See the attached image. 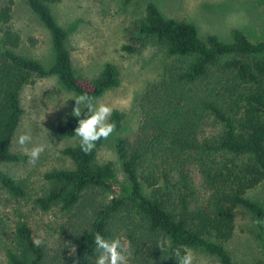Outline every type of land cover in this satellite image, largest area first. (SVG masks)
<instances>
[{
	"label": "trees",
	"instance_id": "1",
	"mask_svg": "<svg viewBox=\"0 0 264 264\" xmlns=\"http://www.w3.org/2000/svg\"><path fill=\"white\" fill-rule=\"evenodd\" d=\"M25 1L50 32L55 60L47 69L17 52L22 38L10 26L13 0L0 9V166L19 159L11 144L23 115L21 91L35 77L57 76L65 89L95 102L119 85L112 63L94 79L77 75L68 33L50 8L60 0ZM127 34L132 44L122 50L129 53L151 42L170 56L193 60L172 65L167 77L143 94L135 134L115 138L123 181L113 163L97 161L108 139L88 154L80 144L63 149L74 168L45 173L48 188L33 202L42 212L55 207L73 212L75 233L59 249L44 243L38 247L27 218L19 214L5 245L7 264H90L95 234L112 239L117 226L126 231L129 264H177L174 250L183 247L205 255V262L193 264H236L226 248L235 232L236 211L244 208L264 220V203L247 196L264 182V40L253 42L239 29L232 30L231 42L212 34L202 38L194 23L166 18L154 2ZM124 118L112 112L115 132L123 128ZM77 126L78 118L70 114L54 131L71 138ZM0 185L15 199L27 195L26 185L3 171ZM100 192L111 199L96 200ZM81 206L89 212L76 223L75 210ZM258 225L264 229V223ZM161 239L170 242L162 252L157 248Z\"/></svg>",
	"mask_w": 264,
	"mask_h": 264
},
{
	"label": "rangeland",
	"instance_id": "2",
	"mask_svg": "<svg viewBox=\"0 0 264 264\" xmlns=\"http://www.w3.org/2000/svg\"><path fill=\"white\" fill-rule=\"evenodd\" d=\"M9 1L0 0V9ZM13 2L10 26L22 38L17 52L37 59L49 69L55 60L50 32L25 0ZM149 2H154L166 18L194 23L202 38L212 34L224 42H231L232 30L239 29L253 42L264 40V0H60L51 4L56 21L68 33L66 45L77 75L94 79L107 63L114 64L118 69L119 85L106 91L96 102L123 113L124 126L98 149L96 158L101 163H113L119 181H123L124 177L114 147L115 138L134 135L141 122L140 101L143 94L166 78L172 65H186L193 60L170 56L164 47L151 42L143 47L137 45L133 53L122 50L124 45L132 44L127 29L144 16ZM74 96L77 94L65 89L54 75L35 77L34 83L21 91L23 115L11 144V151L19 159L1 165L0 171L22 181L27 187V195L15 199L0 185V264H7L5 245L19 214L27 218L35 238L54 248H61L65 238L75 233V221L70 220L73 212L68 213L60 207L42 212L33 202L48 188L45 173L54 169L74 168L72 161L62 151L80 144L79 137H62L54 131L72 114L76 102L69 98ZM24 132H30L32 136L28 148L45 145V151L35 164L29 163V157L17 143L18 136ZM194 180L196 185H200L201 176L197 171L194 172ZM95 196L101 203L112 197L106 192ZM247 196L264 203V182ZM88 212L84 206L77 208L76 223L82 222V213L86 216ZM125 220L129 222V219ZM256 221L248 210L239 208L236 211L235 232L226 244L236 264H264V229H260ZM124 234L126 231L117 226L113 238H119L128 248ZM192 252L194 261L205 262V255L194 250Z\"/></svg>",
	"mask_w": 264,
	"mask_h": 264
},
{
	"label": "clouds",
	"instance_id": "3",
	"mask_svg": "<svg viewBox=\"0 0 264 264\" xmlns=\"http://www.w3.org/2000/svg\"><path fill=\"white\" fill-rule=\"evenodd\" d=\"M69 99H74L76 102L72 115L78 118V126L75 128L74 133L80 139L81 150L88 154L95 148L98 141L109 139L116 131L115 123L109 122L113 109L107 104L95 102L87 94L77 95ZM82 107L86 109L83 114L81 112ZM31 141L30 132L21 133L17 139L22 151L29 157V163L35 164L45 151V145L38 144L28 148L27 145ZM256 223H264V220H257ZM33 243L39 247L43 241L36 238ZM94 244L95 258L89 259L90 264H129L131 252L121 243L119 238L106 239L102 234L96 233ZM169 246L170 242L167 239H161L157 242V248L161 252ZM174 257L177 264H193L194 261L192 250L186 247L175 249Z\"/></svg>",
	"mask_w": 264,
	"mask_h": 264
}]
</instances>
